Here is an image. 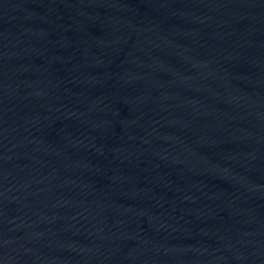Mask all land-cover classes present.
Here are the masks:
<instances>
[{"label": "water", "instance_id": "95a60500", "mask_svg": "<svg viewBox=\"0 0 264 264\" xmlns=\"http://www.w3.org/2000/svg\"><path fill=\"white\" fill-rule=\"evenodd\" d=\"M0 264H264V0H0Z\"/></svg>", "mask_w": 264, "mask_h": 264}]
</instances>
